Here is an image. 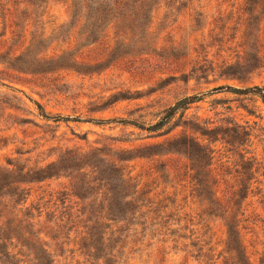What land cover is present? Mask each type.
Returning a JSON list of instances; mask_svg holds the SVG:
<instances>
[{
  "label": "rangeland",
  "instance_id": "374dc122",
  "mask_svg": "<svg viewBox=\"0 0 264 264\" xmlns=\"http://www.w3.org/2000/svg\"><path fill=\"white\" fill-rule=\"evenodd\" d=\"M102 1L118 5V18L113 11L86 29L84 19L72 24L73 0H0V164L24 173L66 153L95 151L124 169L142 206L133 218L113 221L101 210L112 182L79 198L72 169L24 183L25 203L0 205V233L16 245L8 250H21L17 257L28 264L39 249L51 264H236L226 244L232 226L250 264H264V103L252 94L207 93L219 85L264 87V67L241 78L219 74L243 55L244 0ZM135 13L144 14L140 24ZM202 93L159 131L134 125ZM196 128L216 129L217 140ZM242 130L244 141L225 142ZM179 135L213 150L203 173L214 207L194 194L185 155L147 154ZM244 185L247 196L235 204ZM97 218L101 251L82 247ZM5 259L0 253V264Z\"/></svg>",
  "mask_w": 264,
  "mask_h": 264
},
{
  "label": "trees",
  "instance_id": "16d2710c",
  "mask_svg": "<svg viewBox=\"0 0 264 264\" xmlns=\"http://www.w3.org/2000/svg\"><path fill=\"white\" fill-rule=\"evenodd\" d=\"M84 1L85 0H73L71 19L72 24L84 19L83 24L86 29L94 26L95 22L98 23L107 18L109 14L112 15L114 9L118 6L117 4L108 6V3L102 0H87L85 3ZM84 7L86 8V12L82 13ZM241 9L245 15V28L242 34L244 41L243 55L241 58L238 57L233 63H223L219 71L220 75L241 78L245 74H249L256 69L264 67V0H244ZM114 12L113 19L118 18L116 11ZM135 16L137 23L140 24V19L144 14L137 16L135 13ZM139 26L140 25L137 27ZM87 31L89 30L84 32ZM92 32L93 31H91V34ZM223 90H228L237 94L256 95L264 103V87L260 86L236 88L230 85H219L212 88L207 93L220 92ZM204 94H193L179 98L172 105L164 108L153 123L146 126L142 124L134 125L149 132L159 131L172 121L178 111L181 112L180 116L182 117L184 110H186L190 104L199 101ZM37 105L40 110V115L46 118L47 116L44 114L40 105ZM53 120H68V118H53ZM195 131H199L200 135L206 136L209 141L217 140V136L215 135L217 131L214 128H196ZM248 135L249 133L246 130H242L241 136H236L232 140L230 138V140H225V142H241L244 141ZM221 139L224 138L221 137ZM147 149V154L149 155L163 153H178L185 155L191 161L189 168L191 173L189 177L194 194L202 200H207L210 204V208L214 207L218 200L214 197V190H210L211 184L208 181V174L203 173L204 167L210 165L212 159L211 154L213 150L208 145L199 142L193 137L179 135L162 144L150 146ZM97 154L98 152L95 151L83 156L76 153H66L57 161L50 162L46 166L36 170H27L24 173L22 172L23 169L20 171L10 170L0 164V205L3 206V209L10 205H12V208H15V205L25 203L29 194L28 189L23 186L24 183L38 182L53 176L58 177L60 172L65 173L72 169L71 172L67 174L68 176L72 175L73 172L78 171L73 175V178L78 181V184H76L78 191H73L75 196L86 199L96 192L94 188L100 189L101 186H106L112 182V186L109 187L111 195L103 199L104 201H107V203L104 206H101V210L105 209L106 214L110 216L113 221L124 220L127 218L128 214L133 218L135 212H137L140 206H142V204H135L137 199H134V194L136 192L134 184L132 185L129 183L130 177L125 175L122 167H117L115 164L104 162V160L100 158L96 159ZM120 159L127 160L129 158L126 157ZM251 166L250 163H247L246 168L251 169ZM86 168H89L90 175L85 171L80 172L82 169ZM253 174L254 171L250 172L247 180H250L253 177ZM86 175L89 177L88 179H85ZM97 181L99 182V185L96 187L94 183ZM248 188V185H244L237 193H235V195L239 196L235 201V204L239 205L240 202L246 198ZM213 210L214 209H212V211ZM100 215L98 218L101 217ZM98 218L94 224L88 228L87 236L83 238L82 247L85 249L92 247L95 250L101 251L103 246L101 239H103L105 232L102 231L103 225L98 221ZM0 235H2V238L0 237V239H4V242L0 243V253L6 258L4 264H28L25 260L17 257V255L24 256L23 253L21 254V250H18L16 253H11L8 250L7 244L16 248V245L14 246L12 243H7L11 237H4V231L0 233ZM226 244L228 252L234 253L236 264H250L245 254V250L242 248L239 231L237 229H232V226L229 227L227 231ZM35 253L34 259L36 262L34 264H51L52 260L48 256L46 250L39 249L38 252ZM109 259L110 258H108V260Z\"/></svg>",
  "mask_w": 264,
  "mask_h": 264
}]
</instances>
